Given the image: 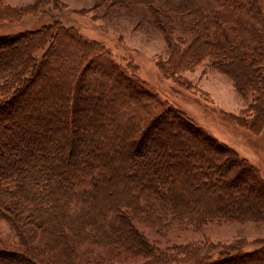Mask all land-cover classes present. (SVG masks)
Masks as SVG:
<instances>
[{
    "label": "trees",
    "instance_id": "obj_1",
    "mask_svg": "<svg viewBox=\"0 0 264 264\" xmlns=\"http://www.w3.org/2000/svg\"><path fill=\"white\" fill-rule=\"evenodd\" d=\"M7 1L0 0V21L17 22L51 2L11 6ZM111 1L118 7L143 6L155 20H167L165 24L170 14L193 15L194 31L199 32L194 48L172 57L177 61L168 68H190L205 49L221 52L238 74L252 78V90L260 91L252 108L264 109V75L255 64L260 56L264 59V34L260 38L254 29H244L248 23H235L238 17L260 14L257 0ZM12 44L17 50L7 48L0 57V264H14L5 256L25 264H103L119 255L144 258L146 264H264V241L254 251L216 262L209 254L211 244L161 249L138 227L159 234L173 223L199 227L218 216L264 220V180L234 149L187 119L173 122L174 133L190 139L172 142L178 150L176 166L185 173L174 189L156 187L151 181L157 177H167L170 184L168 173L173 175L177 161L155 159V176L142 186L143 174L132 170L133 155L147 146L141 138L167 113H179L154 115L142 103L145 90L131 86L141 85L136 76L127 77V70L117 67L102 46L58 20L0 37L1 46ZM239 50L245 52L240 55ZM247 57L250 62L245 63ZM93 61L98 66L91 72ZM31 89L39 97L26 104ZM123 142L133 155H118ZM39 149L36 165L32 157ZM243 181L245 188L257 190L258 202L226 205L217 193L229 198V191ZM34 230L43 236L39 244L30 242L37 237Z\"/></svg>",
    "mask_w": 264,
    "mask_h": 264
},
{
    "label": "rangeland",
    "instance_id": "obj_2",
    "mask_svg": "<svg viewBox=\"0 0 264 264\" xmlns=\"http://www.w3.org/2000/svg\"><path fill=\"white\" fill-rule=\"evenodd\" d=\"M32 2L33 0H8L7 4L24 6ZM257 2L259 15L253 13L248 17L241 16L235 19V23L241 25L248 23L244 29H254L256 36L261 38L264 34V0H257ZM154 18L140 5L118 7L111 0H51L50 4L36 8L35 12L25 15L17 22L0 21V37L9 38L19 32L35 30L48 21L58 20L62 26L71 29L83 39L102 46L117 67L127 70H125L128 73H126L127 77L136 76L141 85L131 86L137 89V92L140 88L145 90L147 99L142 103L154 115H160L166 110L179 113V117H171L166 112L167 116L150 127L148 136L141 138L147 141L145 144L149 147L146 146L145 152L133 155L134 153L127 149L126 142H123L124 146L119 150L118 155L135 157H132L134 161L132 170L137 169L138 175L143 174V177L139 179L142 186H145V180L149 182V178L155 176L151 171L155 159L158 161L163 159L167 163L170 160L174 163L177 161L178 150L172 147V142L176 141L175 138L180 142H189V138H185V133H174L173 129V122H181L184 119L234 149L239 157L253 166L264 180V109H259L258 104L256 109L252 108L255 96L260 93V91L252 90L250 80L252 78L242 77L221 52L216 53L213 49L200 51L201 56L190 68L172 72L168 68L169 64L172 60L177 61L172 57L181 52L187 55L194 48L192 41L197 39L199 34L194 31L195 19L191 14H170L169 24H165L167 20L165 21L164 18L158 17L157 20ZM230 24L229 21V27H231ZM239 34L244 35L243 31ZM7 48L15 51L17 44L7 47L0 45V57ZM244 52L239 50L240 55ZM259 58L260 60L255 61L258 66L256 68H260L264 75V59L263 56ZM243 61L250 62L248 57ZM96 66L98 61H93L90 71L96 70ZM250 75L256 78L252 71ZM55 85L57 86L56 82ZM27 96L29 97L25 100L26 104L32 98L36 102L35 98L39 97L34 89H31V93L28 91ZM109 107V104L105 105V109ZM33 110H31L32 113ZM99 110L98 107V112ZM38 117L39 114H37ZM157 134L158 137H156ZM138 135L136 132L133 136L136 138ZM157 138L159 141L155 142ZM170 151L175 157L169 154ZM38 153H41L40 149L35 151L32 157V163L36 165L40 162ZM195 159L193 157V162L196 161ZM177 163L178 161L174 166ZM176 167L173 175L171 172L168 173L173 179L170 184L167 183L169 182L167 177L166 179L157 177L151 182L154 186H160L163 189L176 188L181 172L182 175L185 173L179 164ZM242 188L244 189L239 191ZM229 192L231 193L229 198H226L223 192L217 193L222 194L221 199L225 200L226 205L248 204L247 202L252 199H257L255 201L258 202L260 196L254 187L245 188L244 181L237 185V190L232 188ZM260 199L264 200V195ZM138 227L150 242L161 249L202 243L211 244L212 250L209 254L212 256V261L216 262H224L237 253L254 251L264 241V220L262 219L232 221L218 216L199 227H194L193 223L187 222L173 223L169 229L160 231L159 234L155 233V229L153 231L144 226L138 225ZM36 235L37 237L31 238L30 242L39 244L43 236L38 230ZM10 258L2 257L14 264L26 263L18 258L12 260ZM176 258L178 261L182 260L180 256ZM146 261L140 257L119 255L103 264H146Z\"/></svg>",
    "mask_w": 264,
    "mask_h": 264
}]
</instances>
